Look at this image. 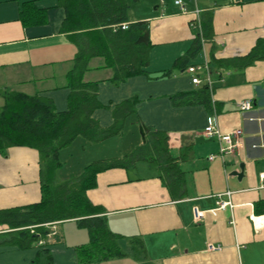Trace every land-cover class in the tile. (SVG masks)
<instances>
[{"label": "crops", "instance_id": "1", "mask_svg": "<svg viewBox=\"0 0 264 264\" xmlns=\"http://www.w3.org/2000/svg\"><path fill=\"white\" fill-rule=\"evenodd\" d=\"M176 1L131 2L130 20L150 23L155 45L147 68L150 73L171 69L187 53L195 37L194 26L207 13L212 14V35L188 68L209 63L211 55L244 56L264 38L263 0H181L185 11ZM29 2L46 12V24L23 26L20 13ZM65 16L59 0H0V108L7 92H20L52 98L58 111L66 110L69 90L64 86L77 48L68 35L60 33ZM102 65L101 59L93 60V70L85 76L87 82L100 81L101 104L113 106L133 96L140 103L126 123L124 133L130 132L131 138L121 136L100 144L104 146L94 150L108 155L94 158L123 156L143 144L137 135L139 127L165 132L173 157L186 152L180 164L186 175V196L173 199L158 172L147 164L140 163L133 170H108L97 176L96 187L87 195L105 209L110 230L124 236L122 256L80 263L78 249L89 244L90 237L75 220L57 224L60 242L49 240L46 245L27 249L3 244L4 234L12 229L0 224V264H264V214L255 211L264 201V61L245 70L209 67L213 101L218 106L214 113L203 105L172 104L170 96L198 87L188 69L159 81L137 76L116 86L110 81L111 70L94 69ZM197 75L204 80L202 71ZM244 101L253 103L248 112L238 108ZM94 117L104 127L113 123L108 109L97 110ZM210 118L223 134L243 131L235 154L217 155L218 138L204 132L212 123ZM121 143L126 147L119 153ZM212 155L217 158L210 161ZM88 163L85 159L80 164L81 173ZM40 171L39 155L32 149L11 148L5 156L0 155V209L37 203ZM228 191L232 192L233 208L216 211L218 195ZM195 208L204 212L200 222L194 219ZM137 238L145 244V258L135 255L131 241ZM211 245L220 249L212 250Z\"/></svg>", "mask_w": 264, "mask_h": 264}, {"label": "trees", "instance_id": "2", "mask_svg": "<svg viewBox=\"0 0 264 264\" xmlns=\"http://www.w3.org/2000/svg\"><path fill=\"white\" fill-rule=\"evenodd\" d=\"M135 0H59L65 10L60 33L68 35L77 53L68 71L64 86L69 90L67 108L58 111L52 98L7 92L5 104L0 108V155L11 148L24 147L36 151L40 162V192L37 203L10 209H0V224L12 229L3 244L23 249L49 240L60 242L59 235H51L49 224L75 220L78 227L89 233V244L78 249L80 263H93L123 255L120 242L124 236L113 233L104 216L105 209L93 204L88 191L97 185V176L112 169L133 170L138 164H147L158 172L159 179L175 200L186 196V175L180 164L186 152L173 157L167 133L145 128L146 141L131 153L88 163L78 176L59 181L63 167L62 151L82 138L90 145H100L123 136L127 120L137 113V96L119 104L103 106L99 101L100 81L87 82L85 76L92 71L91 64L101 59L103 65L95 70H111L110 81L120 86L128 79L144 76L154 82L173 76L175 71L188 69L203 51V43L212 35V14L207 13L194 26V39L190 49L176 60L172 68L150 73V56L154 49L148 21L132 22L129 17L131 2ZM264 1V0H263ZM20 20L24 27L46 24L44 10L33 2L23 5ZM126 26V28H125ZM264 61V38L257 40L251 51L239 57L215 58L210 56L208 66L215 70H245ZM189 92L170 96L176 107L203 105L210 113L218 111L213 91L204 80ZM204 82V83H203ZM213 85V84H212ZM99 109L112 113L113 123L104 127L94 117ZM257 214H264V201L256 205ZM52 236V238H51ZM137 257L147 255L143 240L131 241Z\"/></svg>", "mask_w": 264, "mask_h": 264}, {"label": "built area", "instance_id": "3", "mask_svg": "<svg viewBox=\"0 0 264 264\" xmlns=\"http://www.w3.org/2000/svg\"><path fill=\"white\" fill-rule=\"evenodd\" d=\"M176 5L181 6L183 8V11H185L184 7H183V3L181 0H177L175 2ZM126 28V26H125ZM202 71L205 77V82L209 85V87L212 89L213 85H212V80H211V74H210V68L208 66L207 63L202 64V65H198V66H192L188 68V73L192 75V83L196 86L200 85L202 83L201 78L197 75V72ZM238 108L241 112H248L253 108V103L252 101H244V102H240L238 105ZM209 120H211L212 123H209V125L207 126V128L205 129V135L208 137H212V136H216L218 138L219 144H220V150L219 153L217 154L219 157H223L229 154H235L236 150L239 147V139L242 137L243 135V131L241 129L238 130H234L232 132L223 134L221 133L218 128H217V124L214 121V118H210ZM215 158H217V156L212 155L210 156L209 160L212 161ZM261 179H264V175L261 176ZM232 195V192H226L225 194H220L218 195L217 199V205L218 208L216 209V211H221V210H225L227 208H233V205L230 201V197ZM226 196L228 197V200L224 201L222 200V197ZM214 211V212H216ZM194 219L196 222H200L203 218H204V212H200L197 208L194 209ZM58 223H54V224H49V227H53L54 231L51 233V235H57L58 233L55 231V228L57 226ZM232 224H234V220H232ZM39 245H44V242H40ZM210 249L215 250V249H220V247H214V246H210Z\"/></svg>", "mask_w": 264, "mask_h": 264}, {"label": "rangeland", "instance_id": "4", "mask_svg": "<svg viewBox=\"0 0 264 264\" xmlns=\"http://www.w3.org/2000/svg\"><path fill=\"white\" fill-rule=\"evenodd\" d=\"M137 135H139V138L142 141L140 127L137 130ZM123 136L125 138L124 140H128L129 138H131L132 135L130 134V132L127 131L124 133ZM121 144H122V150L119 153H122L123 151H125V147H126L124 143H121ZM100 146H104V145H90L87 142H85L82 138H79L77 141H75V143L69 149L65 150L62 153L61 161L63 163V167L58 172V175H57L58 180L65 181L67 179H71V178L78 176L81 173L80 164L83 161H85V159L88 161L90 160V162L100 160V159H105V157L99 158V159L94 158V157H99L103 153L107 154V152L101 153L100 151L94 150L97 148H101ZM135 148L136 147H134L133 150ZM133 150H128L126 155L131 153ZM121 155H125V154H121Z\"/></svg>", "mask_w": 264, "mask_h": 264}, {"label": "water", "instance_id": "5", "mask_svg": "<svg viewBox=\"0 0 264 264\" xmlns=\"http://www.w3.org/2000/svg\"><path fill=\"white\" fill-rule=\"evenodd\" d=\"M140 132H141V136H142V141H143V143H145V141H146V137H145L146 130H145V128L144 127H141L140 128Z\"/></svg>", "mask_w": 264, "mask_h": 264}]
</instances>
